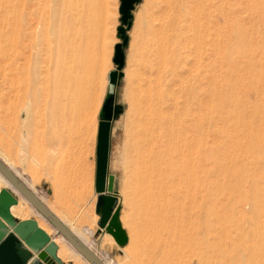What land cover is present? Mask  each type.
I'll list each match as a JSON object with an SVG mask.
<instances>
[{"label":"rangeland","instance_id":"obj_1","mask_svg":"<svg viewBox=\"0 0 264 264\" xmlns=\"http://www.w3.org/2000/svg\"><path fill=\"white\" fill-rule=\"evenodd\" d=\"M80 1L77 11L81 21L75 29L84 30L88 23L86 14H93L94 19L100 18L98 22V19L94 21L88 36L82 39L66 22L69 0H43L42 5L39 0H20L32 14L33 29L38 35L37 48L44 58L42 70L46 74L42 73L37 86L39 94L32 99L27 114L22 108L19 112L22 103L16 97L3 102L0 151L15 164L14 171H20L21 178L35 194L57 213L59 209L77 223L73 226L92 228V236L88 229L82 231L88 236L91 249L107 264H264V241L253 231L236 230L224 221L227 197H232V219L236 216L233 201L239 194L247 193L244 192L246 184L239 190L241 176L255 161H264L263 151L257 149L254 153L249 150L255 145L260 148L259 144L264 148V125H252V108L247 102L255 96L249 85L253 81L252 51L257 37L254 35V1L245 0V7L241 6V0H138L134 4L130 11V26H125L124 63L116 88L115 101L121 112L111 123L108 153V173L114 176L119 221L127 241L120 245L111 237L102 241L100 246L101 236L92 219L96 215L94 184L98 113L107 89V74L117 67L113 62L114 46L123 41L118 32L122 22L120 0H98V3H95L97 0H86L85 4V0ZM200 10L204 13L198 16ZM197 18L211 23L219 21L221 28L222 75L215 82L203 79V75L208 73L207 67L205 63L199 67L194 54L189 55L187 61L177 59L175 46L183 34H192L188 25ZM66 28H70L69 34L63 32ZM84 53L89 54V60L85 61L83 69L88 73L91 69L101 74L92 83L97 98L87 114L69 113L64 100L54 99V75L58 70L76 73L80 68L76 59ZM191 101H196L197 106L207 111L205 195L209 207L207 221L215 228L208 242L196 243L185 241V231L179 226L178 215L169 209L168 202L175 197V187L155 174L157 182L151 178V187L140 188L137 167L129 160L133 122L141 112L158 113V120L153 125L158 130L165 122L169 123L170 115L186 109ZM25 127L26 138L22 133ZM4 189L17 200L11 208L14 221L36 218L39 226L48 233L50 228L40 218L42 215L22 204L18 200L20 194L7 189L0 181V194ZM49 235L58 244V254L66 260L61 259L62 264H89L65 247L59 237L62 234Z\"/></svg>","mask_w":264,"mask_h":264},{"label":"bare ground","instance_id":"obj_2","mask_svg":"<svg viewBox=\"0 0 264 264\" xmlns=\"http://www.w3.org/2000/svg\"><path fill=\"white\" fill-rule=\"evenodd\" d=\"M16 1L18 0H0V110H2L1 108L3 102L11 99L12 97H16L15 99L21 101L22 103V107L19 108V112L22 108V111L27 114L32 99L35 98L37 94H39V87L37 89V86L43 77L42 73H45V71L42 70L41 65V62H43L44 58L41 54L42 51L40 53L37 48L38 41L36 38L38 35H35L36 31L34 32L33 29V23L30 17L32 14L27 8L25 9V4L22 5L23 2L21 3L20 0L19 2ZM39 1V3L42 5L43 0ZM244 1L245 0H241L240 4L242 7H245ZM253 1V19L255 17L256 22L254 27V35H257V37L259 36V39H257V37L254 38V48L252 51L254 59L252 60L251 64V74L253 81H251L249 84L251 87H249L254 90L255 96L253 99L250 97V99H246L252 108L250 111V115L253 120L252 125L254 124V126L261 127L264 125V0ZM85 2L87 3L88 1L85 0L84 4ZM80 3V0H69L67 14L68 17L66 16L68 21L66 22L70 27H74L73 29L75 30V33L82 39L85 37V35L88 36L90 27H92L94 21L98 18L94 19L95 16H93V14H86L87 18L85 19H87L88 23L86 27L84 26V30H80L78 28L75 29L76 25H78V23L81 21L79 17L80 15H78L77 11L78 5ZM95 3H98V0ZM99 5L100 4H98V7ZM202 10L198 12V16L204 13ZM199 18H197L192 24L188 25V28L190 31H192V34H183V36H181V38L178 40L177 45L175 46L176 54L179 57H177V59L180 61H187L189 60V55L194 54L198 60V63L200 64L199 67L203 63H205V66L207 67L205 70H207L208 73L203 75V79L207 82H215V80L220 79L222 75L223 37L221 35V28L219 21L211 23L210 21L208 22L207 20H202L203 18ZM96 24L98 23H95V25ZM63 32L65 34H69L70 28H66ZM241 44L243 43L241 42ZM69 51H66V54L67 52L69 53ZM73 54H75V52ZM88 55L89 54L85 53L79 54L77 57L78 59H76V63L80 66V68L77 71L75 70L76 73H73V70L71 72H62L58 70L54 75V83L52 85L54 99L58 101L64 100L67 104L66 107L69 109V113L70 111H78L79 113L84 112L87 114L97 98L92 83L93 80L98 77L97 75H99L100 78L101 74L91 69L89 70L90 73H88L86 72L87 70L83 69L85 61H87V59L89 60ZM78 67H76V69H78ZM219 70L220 73H218ZM48 87L50 86L48 85ZM186 93L185 96L188 95ZM54 101L55 100H53V102ZM195 102L190 103L191 105H189L186 109L182 108L181 110H177L175 113H173V115H170V121L167 123L168 125L165 124L166 122L164 121L165 123L163 126L158 128V130H155L157 128H153V125L158 120V113H156V111L151 112L148 110H144L143 113L141 112V114L137 116L135 120L133 119V134L131 136L132 146L131 156L129 159L137 167V172L140 179V188L145 186V189H147L146 186L148 187V185L151 187L152 185H150L149 181L152 178V181L155 182L156 180L154 177H156V175H158V177L161 176L163 181L166 179L173 185V187H175V190L173 191L175 197L173 200L168 202L169 209L173 210L178 215L179 226L185 231V241L191 243H196L203 240L208 242L210 235L215 230L213 225L209 226V222L207 221L209 207L207 202L208 199H206L205 195V179L207 178L205 177L207 176V139L205 124H207L208 121L206 120L207 111L204 112V110H202L203 107L201 108V106H197ZM153 106L155 107V103ZM150 108H152V106ZM2 111H4V109ZM63 113H66V110ZM82 116H84V114ZM82 116L81 119H83ZM19 117L20 115L18 118ZM239 117L240 115L238 113V119ZM233 120L236 121L237 119ZM22 133L26 138L27 127L22 130ZM262 139L264 140V137ZM259 145H261V147L258 146L260 148H257V145H255L252 146L251 149L249 148V150H252L255 153L258 149L263 151L264 155V148H262V144ZM0 159L26 185V182L21 178L20 171H14L15 164L10 159H8L6 155L2 153V151H0ZM250 167V170L246 172L245 175L241 176V179L239 180V190L243 188V184H246L247 188L245 187L246 191L244 192L247 193L239 194L233 201L236 216L232 217L231 219L232 208L230 207V204L232 197L228 196L227 200L225 199L226 201L224 204L226 205V219H224V221L226 220L227 223H230L232 226H234L236 230L242 232L245 230L253 231L256 235H258L259 238H261V240L264 241V161H255L253 166L250 165ZM0 181L6 186L7 189L20 194L1 173ZM147 182H149V184H147ZM154 184L156 185L157 183ZM148 194L151 196L150 192H148ZM148 197L149 196L146 198ZM39 199L42 201L40 197ZM152 199L154 200L153 197ZM18 200L22 204L29 207L32 211L35 210V208H33V206H31V204L21 194L20 199ZM153 200L151 201L155 202L156 198L155 201ZM147 203L148 202H146V204ZM16 204L17 200L12 197V195L6 189H4L0 194V215L7 221L8 225L9 223L11 224L13 222L14 216L11 214V208ZM150 206H152V204ZM157 208H159V206ZM165 208L168 207L165 206ZM158 211L161 212L162 210L159 209ZM156 212L157 211H155V213ZM41 215L42 214H40V216ZM40 218L43 220V222L48 224L50 228L48 231L49 234H58L56 228L52 226V224H50V222L43 215ZM37 225L39 226L38 222ZM68 229L70 230V228ZM43 231L50 237L51 240H53L45 230ZM59 237L62 243H64L65 247L74 256H77L81 260L87 261L79 252L75 250V248L66 240L63 235H60Z\"/></svg>","mask_w":264,"mask_h":264},{"label":"water","instance_id":"obj_3","mask_svg":"<svg viewBox=\"0 0 264 264\" xmlns=\"http://www.w3.org/2000/svg\"><path fill=\"white\" fill-rule=\"evenodd\" d=\"M137 1L120 0L119 10L122 26L118 27V32L123 41L114 46L113 62L117 67L109 70L107 74V89L98 113L95 150L94 186L97 195L94 210L98 216L97 225L100 230L105 229L120 245L127 241V236L119 221L118 197L113 184L114 176L108 173V153L111 123L121 112V107L116 103L115 98L124 63L123 46L127 41L125 26H130V11ZM0 173L90 264H105L93 250L81 242L49 210L1 159ZM7 224V221L0 215V264H62V260L57 255V244L37 225L33 218L17 222L13 219V222L9 223L11 230Z\"/></svg>","mask_w":264,"mask_h":264},{"label":"crops","instance_id":"obj_4","mask_svg":"<svg viewBox=\"0 0 264 264\" xmlns=\"http://www.w3.org/2000/svg\"><path fill=\"white\" fill-rule=\"evenodd\" d=\"M26 185L30 188V189H32V187L30 186V185H28L27 183H26ZM33 190V189H32ZM34 191V190H33ZM35 192V191H34ZM96 192L94 191V197H95V199H94V206H95V201H96ZM43 201V200H42ZM48 207H49V209L68 227V228H70V230L85 244V245H87L90 249H91V247L89 246V243H90V240H89V238H88V236L82 231V229L83 230H86V229H88L89 231H90V234H91V236H92V234H93V230H92V228L91 227H83V228H79V227H76V226H73L72 224H77V223H75V222H72L71 221V219H69L65 214H63L59 209H57L56 207V209L59 211V213H57L48 203H46L45 201H43ZM57 213V214H56ZM26 219H29V218H26ZM34 219H36V218H34ZM93 221H95L96 222V224H97V220H98V216L97 215H95V216H93ZM72 227H71V226ZM97 230V233L101 236L100 237V239H99V243H98V245L100 246V244L102 243V241H105V240H109V239H111V235L109 234V233H107L106 231H105V229H102V230H100L99 229V227H98V225H97V228H96ZM100 230V231H99ZM92 250V249H91ZM94 251V250H93ZM95 252V251H94ZM96 254H97V252H95ZM58 254V253H57ZM98 255V254H97ZM58 256L63 260V261H66L61 255H59L58 254Z\"/></svg>","mask_w":264,"mask_h":264}]
</instances>
